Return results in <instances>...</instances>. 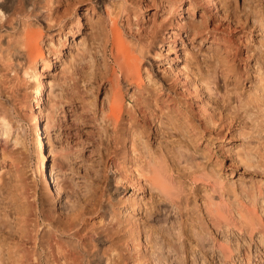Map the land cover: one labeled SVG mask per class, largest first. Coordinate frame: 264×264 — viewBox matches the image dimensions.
I'll return each instance as SVG.
<instances>
[{
	"label": "rangeland",
	"instance_id": "obj_1",
	"mask_svg": "<svg viewBox=\"0 0 264 264\" xmlns=\"http://www.w3.org/2000/svg\"><path fill=\"white\" fill-rule=\"evenodd\" d=\"M48 1L41 0V4L48 6ZM53 1L52 6H59L60 12L66 14L65 26L61 30L53 22L51 27L46 23L43 26L40 42L44 56L52 63L53 54L50 52L48 57V53L56 49L59 60L53 69H46L41 59L38 62L48 86L41 125L47 140L49 174L60 166V174L64 171L66 175L56 183L62 188L61 194L54 200L47 195L50 198L47 204H53L64 214L75 205L80 210L87 209L84 225L92 229L90 232L96 231L97 239L104 238L98 246L105 245L106 251L112 248V261H117V256L123 258L137 253L128 247L131 222L138 218L141 238L147 244L136 247L141 256L136 264H158L157 258L167 264H264L261 237L264 234L261 207L264 199V0ZM93 3L95 9L82 17L84 26L73 37L76 27L72 20L76 10L91 8ZM169 4L173 6L171 10ZM181 4L191 5L190 13L184 17L194 25L189 36L170 23ZM129 11L132 29L150 26L155 19L167 23L159 29L155 43L143 59L140 87L136 84L139 80L124 79L114 61L112 42L108 41L115 20L122 27L128 25ZM168 11L169 15L164 16ZM30 21L36 22L35 17ZM18 27L10 29L9 34L5 31L0 34V44L5 47L0 52V67L18 63L14 55L17 52L11 44L16 42ZM181 35L186 40L182 41ZM9 37L13 39L9 42L11 46ZM173 38L178 40L176 46L182 57L172 51L166 57L168 47L174 48ZM172 57L175 59L171 65ZM180 59H184L181 63L184 72L176 67ZM149 60L155 68L151 75L143 69ZM18 71H8L10 95L4 92L0 95L2 100L13 99L16 109H20L17 119L26 132L25 148L19 154L17 151L5 158L0 155L2 264H18V256L14 255L17 246L14 247L15 240L10 238L19 239L22 213L31 208L29 199L22 198L21 194L31 195L35 189L39 194L43 191L40 177L33 173L38 154L33 149V133L28 128L31 108L38 106L37 91L31 87L30 74L21 68ZM113 78L120 80L116 87L124 104V113L118 122L106 116L110 104L108 95H114ZM102 108L107 114L102 113ZM52 111H57L53 125L48 122ZM149 157L166 163L167 189L171 192L159 189L148 180ZM16 167L24 172L23 177L27 176L25 181L24 178L18 181ZM220 178L222 183H218ZM214 182L212 188L210 183ZM245 189L256 194L252 206L261 218L258 228H242L232 218L226 226L210 215L211 195L230 207L237 198L236 193L242 194ZM136 192L137 206L132 201ZM174 199L180 205L177 213L180 212L181 240L174 242L160 231L164 240L159 249L155 247L158 225L153 217L171 210ZM173 213L176 209H172ZM37 219L43 222L41 217ZM205 231L215 237L219 246L224 244L226 253L214 256L203 252L196 233ZM25 247L30 249L31 245ZM176 249L181 258L174 253ZM107 253L105 258L109 256ZM201 259L205 261L201 263ZM110 261L109 264L116 263Z\"/></svg>",
	"mask_w": 264,
	"mask_h": 264
},
{
	"label": "bare ground",
	"instance_id": "obj_2",
	"mask_svg": "<svg viewBox=\"0 0 264 264\" xmlns=\"http://www.w3.org/2000/svg\"><path fill=\"white\" fill-rule=\"evenodd\" d=\"M48 2H49V5L47 6V5H42L41 0H0V34H2L4 31L5 33L7 32V34H9L8 31L10 29L18 27L19 24H22V26H20L21 27L20 29L19 27L17 28L18 32H15L17 33L15 34L17 37L16 42L15 41H14L15 43L11 42V40L13 39L12 37L11 39L9 37L10 41H8V43L11 42V44H13V48H15L14 50L17 52L16 54L14 53L15 59H16L14 60L17 61L18 63L14 65L12 63L1 65L0 67V71H1L0 72L1 73L0 74V95H2L3 92L6 93V96H8V94L10 95V92H7L9 88V86H7V83L11 82L10 77H9L11 73L9 75L8 71H11V72L14 71L15 73H17L19 72L18 71L19 68H21L25 74H30V76L33 78V83H31V87L34 88L33 90H35L36 88L37 94L35 95V98H36V102L38 106H36L35 108H31V112L28 117V122H29L28 128L33 133V137H32L33 149L35 153L38 154L37 163L35 165L33 173L40 177V181L43 184V191L41 194H39V191L37 189H35V192L31 195H28V194L25 195L26 193L23 195L21 194L22 198L26 197L25 199H29L30 204L29 202L28 204L30 205L31 208H28L24 213H22L24 214L23 216H21L22 221L19 220L20 222L23 223L21 225L22 227H18V230L21 233L19 239L17 236H16L17 239L15 237L14 238L11 237L10 239H13V241L15 240L14 247L17 246L16 252L14 255L18 256V260H16L18 261V264L19 263L20 264H109V260H111L110 261L111 263L115 261V259L112 261V259L114 258L112 257L113 255H111L112 251H110L112 248L108 250L110 251L108 252L106 251L107 249L104 248L105 245L104 247L101 245L98 246L99 243L104 242V238L102 237L103 239L101 238L97 239L96 231L90 232L92 229L88 227L87 224L84 225L87 222V219H86L87 216L85 212L87 209L80 210L74 204L75 206L71 208L69 211H67L66 214H64L65 212L62 213V211H59L55 206H53V204L49 205L46 202L47 199H50V198H47V195L52 196L54 200L55 197L61 194L62 188L61 186H59L60 184L57 185L56 183H58L57 180L58 179L60 180L61 176L66 175L64 171L61 173L62 175L60 174L59 170L62 171V168L60 166H57L59 168L58 170L56 169L57 171L49 174V169L47 167V162L49 160V154L47 150V140L45 139V135L43 131L44 129H43V126L41 125V121L43 120V117H42V112H43L42 110L44 108L43 105L45 106V103H46L44 95L48 90V86L45 80L42 78L43 69L42 67L40 68V66L38 65V62L41 59L43 65L44 66L46 65V69H53L56 66L55 62L59 60L58 59L59 52L55 51L56 49L50 48L51 50L48 53V57H50V52H52L53 54L51 56L53 57L52 63L49 62V60H47L46 58L47 55L46 57L44 56L45 52L40 42L41 37L43 35V26L46 23L48 27H51L53 25L52 24L53 22L55 27L56 26L59 27L58 28L59 30L64 29L65 25L63 23V17L66 15L60 12L59 6L57 7L52 6L54 5L55 1L49 0ZM169 5H170L169 9L171 10L173 6L171 4ZM190 6H191L190 4H188V6L181 4L175 10L174 18L170 20V23L173 25V27L182 28L187 33V36H189L192 33V28L194 26L191 20L186 21L184 19V17L186 16V13H190ZM163 7L165 9L167 8L165 6ZM80 9L76 10V17L72 20V24L76 27L74 28L75 30L73 31L71 30L73 37L78 35L81 30L80 29L81 26L82 25L84 26L82 17L85 16L86 13H89L87 11L92 10L93 12V10L95 9L94 3L91 8L90 6H88L84 8V10H80ZM154 13H153V16L155 15ZM169 13L170 11H168V13H165L164 16L169 15ZM130 16H132V14L129 11V13L127 12V17H126L128 25L125 24V27H122L123 25L120 26L115 20L114 24L111 26L109 30L110 36L108 38V41L112 42L113 46L111 48V51L114 56V61L119 66V68L122 70L124 74V79L125 80H128V79L139 80L136 83L139 86L141 83H143V80H142L143 73H141V69L143 67V59L146 57V54L149 48L155 43L159 29L161 27H164V25H166L167 23L165 24L163 19L162 20L155 19L154 23L152 22L153 24L150 26H147V27L144 26V28L142 29L140 27L132 29V27H129L131 26L130 24L132 20ZM31 17H35L36 22L33 21L34 22L33 23L32 21H30ZM143 19H146V18H143ZM156 20L160 21L159 24L157 23ZM51 34L52 36H54L53 33ZM11 35L12 34H10V36ZM15 35L14 36L12 35L13 38L15 37ZM164 35H166L165 32H164ZM181 38H182V41L186 40L185 39L186 37H183V35H181ZM172 41H173L174 48L171 50L168 47L167 52H166V57L170 51L182 57L183 55L179 52L180 48L176 46V43L178 41L177 38H173ZM2 46H4V44H0V52L2 51L3 48H5ZM8 49H11V48H8ZM154 49L155 48H153V50ZM154 52L155 54H158L157 50H155ZM173 59H175V57H172V60H170L171 65L173 63ZM183 61L184 59H180L178 65H176V67L179 69L180 72H184L182 68L184 66H181V63H183ZM144 67L145 68L143 69L146 70L147 75H151L155 71L154 70L155 68L151 60H149L148 63L144 65ZM114 79L115 78L111 80V88L112 90H114V95L111 97L108 95V98H107V101L110 102V104L108 102L109 104V106L107 107L108 110L106 108V111L108 114L103 109L105 107L102 108L103 109L102 113L103 114L106 113L107 114L106 116L110 121L118 122L124 113V104L121 99L122 97V95L120 94L121 91L119 93V90H117V87H116L117 85H120V80H118L117 78L115 79L116 80L115 81ZM11 100L13 101V99ZM11 100L9 99V97L6 100H2V97L0 96V155L2 156V158H5L6 156H9L17 151L19 154V151L20 150L22 151V148H25L24 147L25 141H24L23 136L26 132H25L24 127L21 128V125L19 124L20 122L16 116V113H18L17 111L20 109H16L17 107L15 106V103H13ZM49 112L51 113V111ZM56 113L57 111H54L49 116L48 122L50 123L51 121V125H53L52 123H53V120L55 119ZM10 139L11 140L13 139L14 141L11 142ZM18 145H20L21 148H18L20 147ZM149 158H148L149 162L146 168L150 176L148 180L151 181V183H153L154 185H157L159 189L164 190V191L166 190L167 192H171L169 191V189H167L168 188L167 185L169 186V182H168V175H167L168 168L166 170V163H164V161L161 159H160L161 161H158L154 158H151V157ZM15 176L18 178V181L21 180L22 178H24V181H25L27 178V176L26 178L23 177L25 176L24 172L18 167H16L15 169ZM220 179L221 180H219L220 182L218 183H222L223 179L222 178ZM216 182H214L213 184L210 183L212 188H214ZM236 197L237 198H235L231 204L232 206L229 207L228 204H226L225 202H222L219 199L217 200L215 196L211 195L210 201L212 202L210 204V207H211L210 215H213V217L216 219L218 223L219 222L224 223V225L226 226H228V224L230 223L229 219L232 218L235 221H239L242 228L244 227V228L253 229V230L255 228H258V225L261 224L259 222L261 218L258 216L257 212H255L252 206L256 202V194H254V191L245 189L244 193L242 194L236 193ZM138 198H139L138 193L136 192L135 197L132 200L133 202L135 201L133 205L135 206L139 205ZM174 201H173L174 204L171 205L172 206L171 210L167 209L165 211L166 213H164L165 215L158 214L153 217L154 223L158 225V229H156L155 231L156 235L154 237V240L156 241V244H155L156 248L160 249V247L162 246V241L164 240L163 235L160 234V231L172 237L174 242L175 241L177 242V240H181V235H182L181 228L182 227L180 226V223H179L180 215H178L180 212L177 213L178 211H180V205L178 204V202H176L175 199ZM62 207H64V205H62ZM83 207L84 206H82V208ZM261 207L264 209V199L261 202ZM67 209H64V210H67ZM94 209L96 210L97 208L95 207ZM172 209H176V213L172 214ZM89 213H90V209H89ZM108 215L111 216V214H107L106 216ZM37 217L38 218L41 217L43 222L38 220ZM134 221L131 222L132 225L130 227V235L131 234L132 235L130 236L131 243L129 244L128 248L130 249V251L133 250L137 253H134L132 255L127 254L125 255L126 257L122 255L123 258L120 256L119 257L117 256L115 257L117 258V261H115L116 262L115 264H136L141 257L138 253L139 251L136 250V247L138 245L142 246V244H145L146 241L141 238L142 229H141V226L139 225L140 223L137 222L138 218H135ZM0 222L2 221L0 220ZM89 228L90 230H88ZM29 229L31 231H29ZM261 232H263V230ZM196 234L199 237V240L201 242V248L205 254H208L207 252H211V255L215 256L216 254H218L222 256L223 253H226L224 247L222 248L224 244L222 246H219L215 241V237H213L210 232L205 231L204 233L199 232ZM261 237L263 241L264 239L263 233ZM226 241L228 242V240ZM26 244L27 245L30 244L31 248L30 249L26 248L25 247ZM115 249L119 250L117 248ZM125 251L126 250H124L123 252L128 253V251L127 252ZM107 252L109 253V256L105 258L104 255H106ZM1 253L2 251L0 250V254ZM174 253L176 255L178 254V258H181L179 251H177V249L174 251ZM102 256L105 259H103ZM204 256H207V255H204ZM101 258L107 261L103 262ZM175 258L177 259V256ZM2 259L3 258L1 255L0 264H2V261H3ZM8 260L9 259H7V261ZM204 261L205 259H201L200 262L203 263ZM157 262L158 264L168 263V262L167 263L164 262V260L160 258H157Z\"/></svg>",
	"mask_w": 264,
	"mask_h": 264
}]
</instances>
